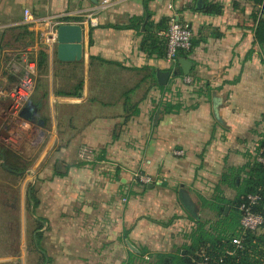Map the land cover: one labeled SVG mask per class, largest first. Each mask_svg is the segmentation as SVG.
<instances>
[{
  "label": "crops",
  "instance_id": "crops-1",
  "mask_svg": "<svg viewBox=\"0 0 264 264\" xmlns=\"http://www.w3.org/2000/svg\"><path fill=\"white\" fill-rule=\"evenodd\" d=\"M213 6L222 11L209 12ZM261 7L253 0H110L104 7L101 0H0V143L32 161L15 176L20 230L10 225L9 239L0 220V264H32L29 234L43 264H159V257L171 264L187 253L198 221L216 234L222 217L203 200L229 201L230 214L245 174L229 186L223 173L264 149ZM26 9L41 20L25 22ZM172 17L194 33L191 50L174 60L165 55ZM59 23L83 26L81 60L61 61L57 44L45 43ZM21 52L36 60L38 77L17 111L6 106L24 70ZM179 57L207 89L185 83ZM159 71L170 72L166 84ZM169 102L180 108L167 112ZM26 107L32 118L21 114ZM82 145L89 160L78 155ZM182 189L198 217L184 207Z\"/></svg>",
  "mask_w": 264,
  "mask_h": 264
},
{
  "label": "trees",
  "instance_id": "trees-1",
  "mask_svg": "<svg viewBox=\"0 0 264 264\" xmlns=\"http://www.w3.org/2000/svg\"><path fill=\"white\" fill-rule=\"evenodd\" d=\"M253 1L256 5H262L255 13V17L258 19L255 35L259 44L264 46V0ZM221 11V6H213L209 9V12L212 13H220ZM193 45L194 43L192 42ZM159 53L162 55V51H159ZM180 54H187V52L182 51ZM207 87L206 85H202L197 91L202 92ZM179 108L178 104L165 103V110L167 112L176 111ZM259 147L264 148V135H262L259 141ZM0 158L4 159L7 167L13 172L21 173L29 169L32 164V161H29L3 143H0ZM243 173L245 174L242 179L243 183L239 185V195L232 202L230 214L224 215L225 206L229 201L221 197L216 199V201L203 200V206L216 210L218 215L222 217V220H219L217 226L214 228L217 233L213 234V232L207 231L205 223L198 221L197 229L191 234L192 245L187 248V253L185 255H174L171 264H193L194 261L199 259V248L205 243L211 245V251H208L210 256L215 259L222 258L220 264H264V232L246 231L243 233L240 225L242 211L239 207L244 196L249 193H259L261 199L254 209L264 213V163L255 160L241 168L230 167L228 171L223 173L221 184L236 186L238 179L241 178ZM235 237H242V248L237 247L233 242ZM163 262L164 259L159 257L158 263L164 264Z\"/></svg>",
  "mask_w": 264,
  "mask_h": 264
},
{
  "label": "built area",
  "instance_id": "built-area-1",
  "mask_svg": "<svg viewBox=\"0 0 264 264\" xmlns=\"http://www.w3.org/2000/svg\"><path fill=\"white\" fill-rule=\"evenodd\" d=\"M109 2L110 0H101V7L109 4ZM24 20L27 23H32L38 20L40 21L41 19L36 18L29 9H26ZM57 27L46 35V44H57ZM193 36V29L190 25L182 23L172 17L167 29L166 58L174 60L180 52L189 51L192 47ZM21 59L24 64L23 73L20 75L15 87L7 93V96L13 100L17 111H20L33 95L37 86L38 77V65L36 60H32L27 52L21 55ZM184 81L187 84H191L194 87L193 89L202 87V84L196 82L190 75H185ZM78 155L83 160H89L92 151L87 145H82ZM256 160L264 163V149L262 155L258 156ZM139 177L146 183L150 181L148 176L139 175ZM260 199L261 195L259 193H249L243 197V201L239 206L242 211L240 225L243 233L246 231L257 232L264 227V213L254 209ZM233 242L237 247H243L242 237H235ZM144 259L149 261L151 256L147 254ZM221 262L222 258L215 259L210 256L207 251L202 250L199 252V259L194 261L193 264H220Z\"/></svg>",
  "mask_w": 264,
  "mask_h": 264
},
{
  "label": "water",
  "instance_id": "water-1",
  "mask_svg": "<svg viewBox=\"0 0 264 264\" xmlns=\"http://www.w3.org/2000/svg\"><path fill=\"white\" fill-rule=\"evenodd\" d=\"M97 3V0H93ZM83 26L79 23H61L57 27V57L61 61H79L83 58ZM182 64V69L184 75H189L191 61L186 57L178 58ZM181 72H176L175 75H179ZM170 72L159 71L158 77L161 84H166L168 82ZM33 107H26L21 113L23 116L32 118L34 114ZM3 165L10 170L6 162L3 159ZM11 171V170H10ZM20 173V172H15ZM181 201L186 208V210L198 217L197 208L194 204L190 194L186 189H182L180 192ZM228 209V207H227ZM131 247L134 248L133 245Z\"/></svg>",
  "mask_w": 264,
  "mask_h": 264
},
{
  "label": "rangeland",
  "instance_id": "rangeland-1",
  "mask_svg": "<svg viewBox=\"0 0 264 264\" xmlns=\"http://www.w3.org/2000/svg\"><path fill=\"white\" fill-rule=\"evenodd\" d=\"M23 53L24 52H21L19 55H22ZM10 100H11V103L9 102L7 104L6 109H10V108H12V110L16 109L13 100L11 98ZM6 146L11 148V144H8ZM27 170L21 173H15L13 171H10L3 165V160L0 158V220L1 219L3 221L6 220V224H8L7 225L8 231H4V232H9V239L11 238V231H12V228L10 227V225L12 226L15 225L14 228L16 232V229L18 230L20 226V222L22 218V212L20 209L21 208L20 196H19L18 188L16 187V184H17L16 182H17V179L19 178H16L15 176L16 175L21 176L22 174L26 173ZM11 173L15 175L12 176ZM26 209H27V212H26L27 216L31 215V203L29 201L26 204ZM4 230H5V227H4ZM12 238L14 239L17 238L18 240V237H16V235L15 236L13 235ZM27 238H28V250H27L28 253L26 251V255L28 257V260L31 261L32 264H43L44 254L42 253V251H39L35 247L32 235L30 234L27 235ZM34 240L37 241L36 238Z\"/></svg>",
  "mask_w": 264,
  "mask_h": 264
}]
</instances>
